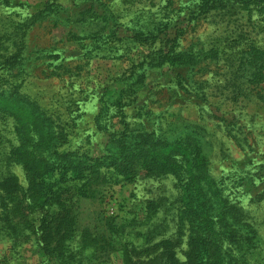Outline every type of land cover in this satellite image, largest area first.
<instances>
[{
	"label": "rangeland",
	"instance_id": "374dc122",
	"mask_svg": "<svg viewBox=\"0 0 264 264\" xmlns=\"http://www.w3.org/2000/svg\"><path fill=\"white\" fill-rule=\"evenodd\" d=\"M10 1L12 6L1 8V12L27 24L29 29L26 47L13 49L8 55L17 54L16 64L9 68L0 85V97L9 94L6 96L16 100L12 104L1 100L0 111L6 114L16 110L20 128V132L15 131L13 118L0 119L4 138L0 179L13 173L21 184H26L23 167L15 164L8 167L5 155L14 145L23 146L27 142L20 127V123L27 121V115L37 118L51 132L50 147L66 148L65 141L71 140V150L85 151L80 156L92 162L119 163L124 156L123 144L131 147L124 138L142 145L151 139L147 134L156 131L161 149L170 145L179 153L184 152L186 144H192L183 141L185 137H196L219 178L230 172H238L240 176L243 170L253 169L263 160L264 98L260 96L264 95V83L250 86L248 98L241 96L236 102L224 100L221 110L216 111L213 105L200 104L197 98L186 96L152 61L167 54L180 41L179 29L185 19L176 16L185 0ZM262 18L257 10H246L237 17L236 24H229V18L212 13L190 24L182 43L185 47L207 46L209 40L228 26L236 25L254 37L257 28H253ZM91 33L99 37L111 34L121 42L83 49L81 39ZM262 37L263 34L259 38ZM88 49L90 53L85 56ZM51 54L60 56L55 63H61L59 68L51 66ZM87 57L91 59L85 60ZM220 70L218 63L212 65L205 77L218 79ZM132 82L137 86L133 95L136 104L122 108L119 97L128 98L132 94L124 92L126 84ZM107 105L110 110H106ZM70 106L78 109L75 123L71 121ZM253 186L251 182L245 183L246 196L253 197L263 188L262 184ZM55 190L50 213L48 209L31 213L23 196L10 195L13 211L10 221L0 229V264H124L121 251L113 250L102 238H113V225L124 230V239L138 245L140 231L149 227L146 226L149 202L163 199L164 205L165 197L175 201L179 192L175 178H145L144 173L132 183H92L90 197L79 196L74 184H59ZM166 210L164 206L160 208L152 226L167 216ZM246 210L255 218L261 235L253 256L264 259V202H251ZM171 218L170 235L177 230V218L174 221Z\"/></svg>",
	"mask_w": 264,
	"mask_h": 264
},
{
	"label": "trees",
	"instance_id": "16d2710c",
	"mask_svg": "<svg viewBox=\"0 0 264 264\" xmlns=\"http://www.w3.org/2000/svg\"><path fill=\"white\" fill-rule=\"evenodd\" d=\"M11 6L10 0H0V85L9 68L16 64L14 58L17 54L8 55L13 53V49L26 47L25 39L29 29L27 24L12 20L1 12V8ZM252 9L263 15L261 22L253 28H257L254 37H251L253 33L236 25L228 26L222 34L209 40L207 46L183 45L187 27L200 18L212 13L221 14L229 18V24H236L241 13L246 10L252 12ZM178 12L179 17H176L185 19L179 29L180 41L167 54L152 61L156 62L157 66H154L164 76L171 77L173 84L186 96L195 97L200 104L213 105L216 111H220L224 100L236 102L241 96L248 98L251 95L250 86L259 87L264 83V37L259 38L261 34L264 35V0H185ZM81 41L83 49L90 45H100L101 48L109 42H121L111 34L99 37L95 33L83 36ZM109 48L112 49L110 44ZM20 52L21 56L23 52ZM89 53L88 49L85 56ZM49 57L52 59V67L61 66V63L55 64L59 55L51 54ZM89 59L87 57L85 60ZM217 63L221 69L219 78L208 80L205 76L211 72V66ZM136 87L135 82L126 84L124 92L132 94H127L128 98L119 97L123 101L122 108L136 104L133 97L137 92ZM212 88L216 89V93H212ZM262 91L264 93V88ZM6 95L1 96L3 99L0 97V101L16 103L11 95ZM260 98H264V95ZM110 109L111 106L107 105L106 110ZM76 110L73 108L69 113L73 114V123L79 118L75 115ZM17 115L16 110L6 114L0 111V119L13 118L15 131L20 132ZM27 117L23 125L20 123L27 142L23 146L14 145L5 155L8 167L12 164L23 167L26 184H21L13 173L0 179V229H4L7 225L5 222L10 221L9 216L13 211L10 195L23 196L31 213L46 209L50 213L56 196L55 187L59 184H74L79 196L90 197L92 183H132L144 173L145 178H175L179 192L175 201L165 197L164 205L163 199L149 202L146 223L149 227L145 232L140 231L141 240L138 245L124 239V230L113 225V238H102L113 250L121 251L124 264H264V259L258 260L253 256L260 245L261 235L255 218L246 210L251 202H264V158L253 169L243 170L240 176L238 172H230L226 177L219 178L213 173L212 162L203 153L202 145L196 137H185L183 141L192 144H186L184 152L179 153L174 152L176 148L170 145L161 149L158 146L159 131H156L148 133L151 139L142 145H135L124 138L126 143H131V147L123 144L124 156L119 163L92 162L82 158L85 151L71 150V140L65 141L66 148L50 147L49 140L53 137L50 136L51 132L43 128L34 116ZM3 143L0 130V149ZM54 178H58V181H53ZM248 182L255 187L262 184L263 188L255 196L248 197V192L244 191L245 183ZM162 206L167 208V216L152 226V219L160 213ZM171 217L173 221L177 218V230L172 235V226L168 222ZM94 240L99 243V239Z\"/></svg>",
	"mask_w": 264,
	"mask_h": 264
}]
</instances>
